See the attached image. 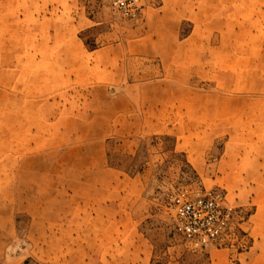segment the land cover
I'll return each instance as SVG.
<instances>
[{
  "label": "rangeland",
  "instance_id": "1",
  "mask_svg": "<svg viewBox=\"0 0 264 264\" xmlns=\"http://www.w3.org/2000/svg\"><path fill=\"white\" fill-rule=\"evenodd\" d=\"M114 1L0 0L1 182L12 109L50 130L47 197L34 134V197L0 215V264H264V182H249V157L264 161V0ZM92 51L93 103L77 104ZM213 191L234 219L201 247L168 202Z\"/></svg>",
  "mask_w": 264,
  "mask_h": 264
},
{
  "label": "crops",
  "instance_id": "2",
  "mask_svg": "<svg viewBox=\"0 0 264 264\" xmlns=\"http://www.w3.org/2000/svg\"><path fill=\"white\" fill-rule=\"evenodd\" d=\"M31 6L34 5L33 3L30 4ZM102 50H95L94 54H100ZM92 62L87 65L86 72L88 73L84 78L83 75H74L73 81L76 83V86L81 88L89 89V95L80 98H74V102L77 104H86V103H93V51L91 52ZM82 78V79H81ZM12 104H22L25 103L26 105L30 104L31 101L27 97H15ZM79 111V110H78ZM86 112V111H84ZM12 117L15 118L16 123H12L10 127V167L9 171L6 172L8 175V180L0 181V215L15 216L18 214V208L20 207H27V204L22 203V199L27 201L30 197H34L32 193H30V188H33L34 184V173H32L33 164L31 155L34 152V146L37 144L35 143V139L30 138L31 135L34 136L36 134L38 137H41V190H38V197L41 200L47 197L46 192L44 191L47 188V173H46V166L44 164V151H48L49 147L44 144L47 142V136L50 133L49 130V123L41 124L40 129H37L35 132L33 130V125L29 124L28 121L34 118V113L28 106H15V109H12ZM93 115V111H91L90 116ZM44 113L42 112L41 120L44 121ZM25 119V122L22 120ZM20 121V122H19ZM20 129V131H19ZM91 130V129H90ZM91 132V131H89ZM3 142V141H1ZM0 142V143H1ZM3 144V143H2ZM1 144V145H2ZM48 144V142H47ZM32 148V149H31ZM36 151V150H35ZM39 151V150H37ZM30 154H27L29 153ZM48 166V165H47ZM264 166V161H261L260 157L258 156H251L249 157V167H251L253 171V175L249 176V182H264V173L260 172L259 168ZM1 179V178H0ZM39 179V177H37ZM36 179V180H37ZM5 184V185H4ZM25 194V195H23ZM252 197V195H251ZM255 198L256 197H252ZM264 206V202H263ZM10 222V219H9Z\"/></svg>",
  "mask_w": 264,
  "mask_h": 264
},
{
  "label": "built area",
  "instance_id": "3",
  "mask_svg": "<svg viewBox=\"0 0 264 264\" xmlns=\"http://www.w3.org/2000/svg\"><path fill=\"white\" fill-rule=\"evenodd\" d=\"M131 0H116L115 7L129 12ZM170 212L177 218L183 236L201 247L220 244L234 219V213L226 204V196L220 191L198 194L196 197L171 195Z\"/></svg>",
  "mask_w": 264,
  "mask_h": 264
}]
</instances>
